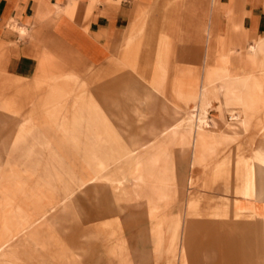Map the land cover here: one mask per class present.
I'll return each mask as SVG.
<instances>
[{
  "label": "rangeland",
  "instance_id": "obj_1",
  "mask_svg": "<svg viewBox=\"0 0 264 264\" xmlns=\"http://www.w3.org/2000/svg\"><path fill=\"white\" fill-rule=\"evenodd\" d=\"M148 15L147 9H137L135 23L125 40L128 46L123 58L133 59L139 52ZM210 30L196 29V35H205L216 42L211 46L215 48V62H204L203 42L193 80L187 77L192 72L187 61L181 60L178 65V96L181 105L186 107L189 101L184 97L188 91L183 92L182 86H188L194 96L199 95L203 92L200 84L205 75L226 72V49L234 48V54L241 50L228 43L234 30H228L225 37ZM170 38L167 31L159 35L149 80L157 89L165 85L168 63L165 57L170 50ZM44 58L39 61L40 72L58 64L48 53ZM127 63L136 67L134 60ZM67 72L69 77L61 78L68 84L69 93L65 94L60 91L59 77H44L42 72L35 81L0 76V88L9 91L0 93V107L9 113L18 114L17 102L27 99L30 85L39 86L49 81V91H52L47 93L52 109L35 118L31 110L14 135L10 116L4 117L9 123L0 129V229H4L0 234L18 228L16 238L0 252V264H81L80 259L82 264H157L161 261L163 264H202L205 245L210 242L208 232L212 228L211 223L204 221V215L208 218L228 215L231 212L229 201L224 196L243 194L256 185L253 180L256 161L264 159V153L256 152L264 143L253 139L233 141L236 137L229 136V140H233L228 142V155L214 158V162L209 155L190 169V157H181L180 166L185 169V175L177 191L171 147L180 146V142L174 143L160 135L148 141L143 151L129 154L128 142L88 87V78ZM226 79L204 87L209 103L217 97L215 92L219 86L228 85L233 87L231 93L236 92V85H229ZM241 81L243 90L239 98L252 104L260 99L264 101L263 83L251 77H243ZM39 95L43 93L37 92L36 96ZM190 102L196 106L197 100ZM196 110L186 108L181 112L187 114L188 124L196 123L205 113L202 108ZM237 116L232 113L235 120L229 122H236ZM206 120L203 130L198 132L205 134L206 141L215 147L219 141L214 138L215 133L207 129L208 118ZM259 128L264 130V126ZM194 137L198 142L202 138L197 133ZM253 152V156H245ZM189 177H192L191 182ZM129 181L130 188L126 185ZM100 183L108 184L111 190H94ZM211 191L217 195L210 196ZM177 192L179 196L175 201ZM77 195L82 196V207L76 206L73 200ZM174 202L179 205L174 207ZM81 210L82 215H76ZM251 216L254 215L245 218ZM261 229L264 234V219ZM261 240L264 251V239ZM74 244L78 253L73 249ZM261 260L264 262V253Z\"/></svg>",
  "mask_w": 264,
  "mask_h": 264
},
{
  "label": "crops",
  "instance_id": "obj_2",
  "mask_svg": "<svg viewBox=\"0 0 264 264\" xmlns=\"http://www.w3.org/2000/svg\"><path fill=\"white\" fill-rule=\"evenodd\" d=\"M143 7L149 15L139 52L133 59H129V56L123 58L128 46L125 40L135 23L137 9ZM202 27L211 29L210 33L214 29L216 35L223 37L229 34L228 30H234L228 43L241 50L239 54H234V48L226 49L231 57L227 55L225 59L227 68L224 73L205 75V66L202 75L205 76L200 84L203 86L202 101H197L196 106L189 101L186 107L181 105L178 96L180 61L186 60V65L191 67V74H187L191 81L196 75L194 69L201 43L204 42V62L210 64L216 60L215 48L211 47L216 42L205 35H196V29ZM164 31L171 36L170 50L165 57L168 62L165 85L157 89L153 81L149 84V80L153 73L159 35ZM240 44H243L242 48ZM263 51L264 0H0V76H17L35 81L42 72L44 77L60 78V91L63 94L69 93L68 84L61 80L69 77L67 71L78 74L77 77L88 78V87L128 142L126 151L129 154L147 146L135 148L132 140L148 143L154 135H157L156 138L164 135L159 134L160 129L181 115V125L184 131H191L192 138L188 147L181 148L177 144L171 147L177 191L185 175V169L180 166L181 157H190V169L209 155L211 162H214V158L228 155V142L235 137L233 141L253 139L264 143V130L258 129V126H264V101L260 99L252 104L238 97L243 90V77H251L264 84ZM46 53L53 56L58 64L40 72L39 61L45 59ZM128 60H134L136 67L128 64ZM213 78L218 81L227 78L229 85H236V92L231 93L233 87L220 84L222 86L215 92L217 97L214 96L209 103L204 87L207 83H213ZM36 87H40L39 90ZM50 87L49 81L39 86L30 85L27 99L17 102L18 114L0 107V129L9 123L4 117L10 116L14 135L31 110L35 118L37 114L52 109V102L47 99V93H52ZM182 87L183 92H191L188 86ZM4 92L9 91L0 88V93ZM37 92L43 95L36 96ZM201 104L208 110L207 129L215 133L214 138L219 141L215 147L206 141L202 133L198 142L194 137L198 134L197 121L188 124L187 114H181L186 108L191 111L201 108ZM232 113L238 115L236 122H229L235 120ZM233 124L234 131H227V127ZM164 136L174 143L180 142V139ZM229 136L233 139L229 140ZM254 152L245 156H253ZM260 153H264V145L256 152ZM255 171L253 180L256 185L249 191L224 196L229 201L231 212L228 215L209 218L204 215V221L211 223L212 228L209 232L205 231L209 234L210 242L205 245L202 264H264L261 260L264 253L261 240L264 239L261 229L264 219V159L256 161ZM189 179L191 182L192 177ZM126 185L130 188L131 181ZM95 189L110 191L111 187L100 183ZM209 195L216 196L217 193L211 191ZM178 196L179 192L175 201ZM73 200L76 206L82 207L81 195ZM141 204H144L142 200ZM178 205V202H174V207ZM77 214L82 215V210ZM251 214L254 215L252 218H245ZM78 218L81 221V217ZM76 248L74 244L73 249L78 253ZM80 262L82 264L81 259ZM157 264H163V261Z\"/></svg>",
  "mask_w": 264,
  "mask_h": 264
},
{
  "label": "bare ground",
  "instance_id": "obj_3",
  "mask_svg": "<svg viewBox=\"0 0 264 264\" xmlns=\"http://www.w3.org/2000/svg\"><path fill=\"white\" fill-rule=\"evenodd\" d=\"M252 48L255 49V47H252ZM262 66L264 67V62H262ZM213 80H214L213 82H215L217 79H213ZM256 88H257V86H256ZM218 89H219V87H218ZM260 90H261V87H260ZM259 91L257 93H259ZM201 97H202V94L201 93L199 95H197V96H194L192 93H188L184 97V99L187 100V101H190V100H194V101L197 100V101H199V100H201ZM201 103H203V102H201ZM201 108L204 110L203 112H205V113H204V115H202L201 117H199L197 119V123H196V130L197 131L203 130L202 129L203 128V124L206 123V121H207L206 118H207V112H208V110L206 109V107L203 104H201ZM180 119H181V115L174 122H172V123L164 126L163 128H161L160 131H159V134L161 133V134H164V135L169 136L170 138L180 139V144H181L180 146H181V148H183V147L190 146V144H191V138H192V133H191V131H184V129H183L182 125H181ZM241 122H243V120ZM234 124L230 126L232 129H234V126H235ZM156 136L157 135H154L151 139H149V141H151L152 139H154ZM198 136L199 137H202V134L198 132ZM148 138H150V137H148ZM131 143H132V146L135 147V148H141V147H144V146H146L148 144V143H145V142H143L142 140H139V139L132 140ZM98 194H99V192H98ZM13 222H15V221H13ZM3 230L4 229H0V233ZM6 231H7V234H4V235L0 234V252H2V250H4L9 245L10 241L13 240V239H15L16 236H17V234H18V228L17 227L10 228V230H6Z\"/></svg>",
  "mask_w": 264,
  "mask_h": 264
}]
</instances>
